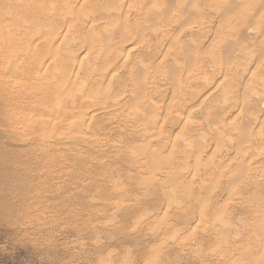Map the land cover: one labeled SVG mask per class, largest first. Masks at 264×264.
Instances as JSON below:
<instances>
[{"label": "bare ground", "instance_id": "bare-ground-1", "mask_svg": "<svg viewBox=\"0 0 264 264\" xmlns=\"http://www.w3.org/2000/svg\"><path fill=\"white\" fill-rule=\"evenodd\" d=\"M0 106L50 177L74 172L51 154L81 143L93 151L73 159L103 182L100 205L149 197L134 209L154 212H122L133 224L174 209L190 228L162 237L173 224L158 216L156 263L175 264L169 239L199 259L194 241L215 232L209 257L264 264V0H0ZM121 132L139 144L108 147Z\"/></svg>", "mask_w": 264, "mask_h": 264}, {"label": "rangeland", "instance_id": "rangeland-1", "mask_svg": "<svg viewBox=\"0 0 264 264\" xmlns=\"http://www.w3.org/2000/svg\"><path fill=\"white\" fill-rule=\"evenodd\" d=\"M19 21L17 22L19 27L20 25L25 27L29 24L26 18H22L20 21L22 24ZM18 25L16 24L13 29H18ZM55 68H57L56 65ZM85 68L87 70L91 69L92 63ZM52 69H54V65L50 67L49 71L52 72ZM14 80L15 82H24V79L19 78V76ZM34 86L36 89L46 91V87L42 84L39 87ZM47 92L49 91L47 90ZM84 127L83 129L85 130ZM11 129L1 120L0 111V264H145L147 261L149 263L152 261L153 264H160L159 261L156 263V258L152 255L153 247L158 246L154 250L157 257L162 250L158 245L162 237L170 236L174 238L175 233L177 235V233L184 231L183 229L187 230L190 228L188 225H179L175 220L177 216H175L174 209H171L168 210L169 212H165L166 214H162L163 216L165 215L164 219L171 221L173 225L163 227L165 231L163 229L160 234V236H163L155 238L153 233L156 229L154 228V230L153 227L156 225L155 223L161 220L158 219V216L161 218L162 214L157 215L154 213L147 219V222L142 219L140 220L141 223L134 221V224L133 220L129 218L133 215L132 211L145 215L147 212L152 213L153 210L157 209V205L150 207V210L143 207L139 210L140 212L134 209L135 201L138 203L148 200L149 197L141 195L138 191L136 194L133 193V207L129 206L128 212H125L124 209L116 212V208V210L113 207L106 208L99 204L102 193L98 189L97 192H94V189L96 190V186L103 182H100L98 178L92 177L90 173L94 172V170L83 169L78 172V169L83 168L84 164L79 160L73 159L72 154L76 155L86 151L92 153L93 149L89 150L81 143L70 145L67 142L66 145H69L70 150L63 149L66 145L60 146L62 148L59 147V150L61 149L59 153L56 151L51 155L56 157L57 163H63L74 172L63 175L61 172L54 171L50 177L43 168L44 166L39 156L40 152L36 151L33 153L29 146L24 145L22 143L23 140H20L25 139L26 141L30 139L32 136L31 133H28L30 131L24 130L27 134L23 132V134L21 132L16 134L14 132V135L13 131L11 133ZM118 130L120 131L119 128ZM71 133H69V136L73 135L74 132ZM123 133L121 132L119 137L111 140L112 142H108L111 143L110 145L107 143L108 147H113L116 144L117 146L126 145L125 148L131 150L139 144L134 138H128L129 135L127 136L126 132L124 135ZM16 135L20 137L18 138ZM40 136L37 137L38 143H40ZM122 136L123 138L120 139ZM124 139L126 140L125 144ZM114 140L116 141L114 142ZM62 143L66 142L63 141ZM128 143L129 145L127 146ZM95 155H97L99 160L107 163L108 159L105 156H101L98 152H95ZM135 162L136 159L131 163ZM104 184L107 185L106 183ZM93 195L95 201L92 200L93 198L91 199ZM110 195L111 193L108 192L105 197L108 198ZM120 198L121 202L119 203L120 207H122L125 205L126 199L112 196L109 197V200L115 203V201H120ZM169 202L170 204L172 203V201ZM126 204H128L127 201ZM238 205L240 206V204ZM238 205L236 207H228V210L226 209L231 214V219L234 218L236 220L238 219L237 217L244 216ZM211 208L213 209V206ZM122 212L129 213V217L127 214L122 217ZM156 220L159 221L156 222ZM136 223L140 226H137ZM134 225L137 226L136 229ZM159 228L161 229V227ZM151 229L153 230L151 231ZM200 231L201 228L196 230L195 235L199 236ZM210 234L209 236L207 235L208 237L204 236V239L194 241V244H196L194 248L203 252H198L200 254L199 259L189 257L185 253L184 245L181 246L179 243L176 245L173 239L166 240L163 243L165 246L169 244L168 246L174 249L173 254L177 257L175 264H221L223 261H220L221 259L219 256L217 257V254H214L213 258L208 256L211 250L209 248L216 237L215 232ZM173 243L174 245H172ZM180 246L182 248H179ZM198 246L199 248H197ZM126 251L129 255L125 253ZM165 251L166 249L164 248L163 254ZM181 251L183 252L181 253ZM205 251L208 253L206 254ZM204 256L205 258H203ZM235 256L238 258L236 259L237 261L240 260L241 257H238L239 255L235 254L234 258ZM252 259L254 258L252 257ZM232 260H229V262Z\"/></svg>", "mask_w": 264, "mask_h": 264}]
</instances>
